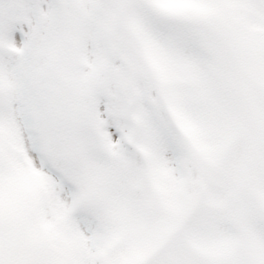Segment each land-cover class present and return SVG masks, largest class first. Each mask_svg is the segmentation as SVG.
<instances>
[{
  "label": "snow or ice",
  "instance_id": "obj_1",
  "mask_svg": "<svg viewBox=\"0 0 264 264\" xmlns=\"http://www.w3.org/2000/svg\"><path fill=\"white\" fill-rule=\"evenodd\" d=\"M0 264H264V0H0Z\"/></svg>",
  "mask_w": 264,
  "mask_h": 264
}]
</instances>
